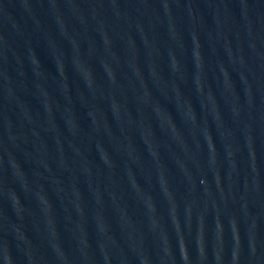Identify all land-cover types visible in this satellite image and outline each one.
<instances>
[{
	"label": "water",
	"instance_id": "water-1",
	"mask_svg": "<svg viewBox=\"0 0 264 264\" xmlns=\"http://www.w3.org/2000/svg\"><path fill=\"white\" fill-rule=\"evenodd\" d=\"M0 264H264V0H0Z\"/></svg>",
	"mask_w": 264,
	"mask_h": 264
}]
</instances>
